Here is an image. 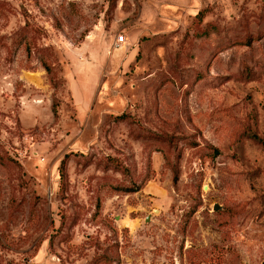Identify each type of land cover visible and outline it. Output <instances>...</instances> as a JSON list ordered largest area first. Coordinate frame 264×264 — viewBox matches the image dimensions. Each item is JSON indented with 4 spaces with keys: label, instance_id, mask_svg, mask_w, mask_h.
Masks as SVG:
<instances>
[{
    "label": "rangeland",
    "instance_id": "obj_1",
    "mask_svg": "<svg viewBox=\"0 0 264 264\" xmlns=\"http://www.w3.org/2000/svg\"><path fill=\"white\" fill-rule=\"evenodd\" d=\"M0 264H264V0H0Z\"/></svg>",
    "mask_w": 264,
    "mask_h": 264
},
{
    "label": "water",
    "instance_id": "obj_2",
    "mask_svg": "<svg viewBox=\"0 0 264 264\" xmlns=\"http://www.w3.org/2000/svg\"><path fill=\"white\" fill-rule=\"evenodd\" d=\"M220 207L218 206V205H215L214 207H213V209L214 210H218ZM146 220H148V217H146Z\"/></svg>",
    "mask_w": 264,
    "mask_h": 264
},
{
    "label": "built area",
    "instance_id": "obj_3",
    "mask_svg": "<svg viewBox=\"0 0 264 264\" xmlns=\"http://www.w3.org/2000/svg\"><path fill=\"white\" fill-rule=\"evenodd\" d=\"M122 40H123V36L122 35H119L118 41H122Z\"/></svg>",
    "mask_w": 264,
    "mask_h": 264
},
{
    "label": "trees",
    "instance_id": "obj_4",
    "mask_svg": "<svg viewBox=\"0 0 264 264\" xmlns=\"http://www.w3.org/2000/svg\"><path fill=\"white\" fill-rule=\"evenodd\" d=\"M47 70V69H46Z\"/></svg>",
    "mask_w": 264,
    "mask_h": 264
}]
</instances>
